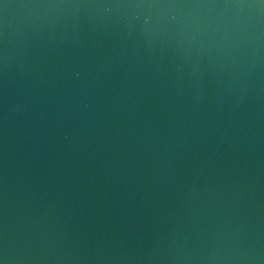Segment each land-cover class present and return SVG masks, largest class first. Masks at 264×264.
Segmentation results:
<instances>
[{"label": "water", "instance_id": "obj_1", "mask_svg": "<svg viewBox=\"0 0 264 264\" xmlns=\"http://www.w3.org/2000/svg\"><path fill=\"white\" fill-rule=\"evenodd\" d=\"M0 264H264V0H0Z\"/></svg>", "mask_w": 264, "mask_h": 264}]
</instances>
